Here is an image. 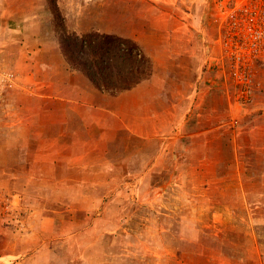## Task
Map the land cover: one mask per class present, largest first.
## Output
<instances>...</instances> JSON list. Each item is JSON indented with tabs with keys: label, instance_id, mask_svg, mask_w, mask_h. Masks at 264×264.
I'll list each match as a JSON object with an SVG mask.
<instances>
[{
	"label": "rangeland",
	"instance_id": "1",
	"mask_svg": "<svg viewBox=\"0 0 264 264\" xmlns=\"http://www.w3.org/2000/svg\"><path fill=\"white\" fill-rule=\"evenodd\" d=\"M51 1L0 0V264H264V117L247 121L219 62L221 0H57L68 32L138 43L156 72L146 102L173 88L174 132L160 106L138 135L92 112L106 119L96 137L26 79L16 31L59 45ZM256 79L252 103L262 64Z\"/></svg>",
	"mask_w": 264,
	"mask_h": 264
},
{
	"label": "crops",
	"instance_id": "2",
	"mask_svg": "<svg viewBox=\"0 0 264 264\" xmlns=\"http://www.w3.org/2000/svg\"><path fill=\"white\" fill-rule=\"evenodd\" d=\"M18 26L19 27L16 32L19 33V37L21 39V48L28 49V58L25 59L26 66H31V69H34L33 72H30V74L26 76V79L27 81L32 80L36 83L38 88L36 95L44 99L52 100L53 102L67 103L80 108L78 109L80 112V116L77 120L78 125L76 123L69 124V121L67 123L69 125L65 124L67 125V128L79 131L84 130L86 136L89 137L92 136V133L94 136L104 134L102 128L106 123V121H104L106 119L96 118V115L92 114V112H96L103 117L105 116L102 114H106L112 118H114V115L116 117L118 116L121 122L118 121V123L115 121L113 123L118 124L122 130L128 129L138 135L140 134L138 128L144 125V123L141 125V121L143 119L140 116L142 109H144L146 113L145 116L152 112L153 115L149 118L154 120L155 118L153 117L157 115V112H159L158 109L160 106L168 108V121L170 123L168 125V130L170 132H174L175 129L180 128V121L176 117L175 113L177 111L175 106L177 107V105L172 99L174 95L172 90L173 88L169 85V78L168 96L161 93L158 87L154 93L150 92V96L148 97L149 101L146 102L144 99L142 91L146 86L152 87L155 85L154 79L156 72H154L150 81L143 82L136 88L122 92L116 97L111 96L96 89L86 76L79 71L73 70L69 66L61 53L60 46L55 41H52L50 32H46V30L42 28L41 31L36 30V33H34V31H32L30 27L27 28L24 23H20ZM26 28L29 29V31H27ZM29 33L31 36L26 35ZM44 73L48 74V77L45 76ZM260 84V81L256 79V86L253 93L254 97H256V93L260 90ZM126 98H131L133 101L132 104H130V101L128 100L126 103ZM229 101L230 103H236L232 100V96H230ZM255 101L256 102L252 104L241 103L240 105V107L247 114V121L250 123H253V121L258 118L264 117V93L258 95V99ZM149 107H152V109L149 110ZM78 110L71 109L70 112H73L75 115ZM57 111V109L54 110L56 113ZM64 112L66 111L64 110ZM86 113H88L87 117ZM58 121L59 120H57V122ZM135 122H138L136 126L134 125ZM67 128H65V130L62 129L60 132L68 130ZM53 129H57V127H54ZM156 133L157 127L154 126L152 135H155ZM52 138L55 142H60L63 139L65 140L62 133H58L55 136H52ZM86 143L87 142L84 141V145H86ZM66 144L67 143H64V145ZM72 145L73 144L71 143V146ZM92 149L93 148H88V151Z\"/></svg>",
	"mask_w": 264,
	"mask_h": 264
},
{
	"label": "trees",
	"instance_id": "3",
	"mask_svg": "<svg viewBox=\"0 0 264 264\" xmlns=\"http://www.w3.org/2000/svg\"><path fill=\"white\" fill-rule=\"evenodd\" d=\"M51 5L60 30L58 40L62 55L70 67L86 76L96 89L116 97L152 77L153 63L137 42L97 31L70 33L57 0L51 1Z\"/></svg>",
	"mask_w": 264,
	"mask_h": 264
},
{
	"label": "built area",
	"instance_id": "4",
	"mask_svg": "<svg viewBox=\"0 0 264 264\" xmlns=\"http://www.w3.org/2000/svg\"><path fill=\"white\" fill-rule=\"evenodd\" d=\"M218 5L219 62L240 102L250 104L256 70L264 62V0H221Z\"/></svg>",
	"mask_w": 264,
	"mask_h": 264
}]
</instances>
